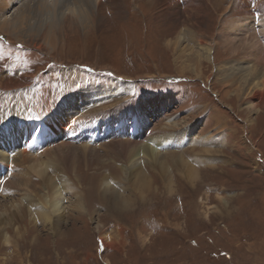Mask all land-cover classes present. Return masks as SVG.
<instances>
[{"label":"rangeland","instance_id":"rangeland-1","mask_svg":"<svg viewBox=\"0 0 264 264\" xmlns=\"http://www.w3.org/2000/svg\"><path fill=\"white\" fill-rule=\"evenodd\" d=\"M121 1L125 15L116 19L108 14L104 25L110 28L97 35H70L72 47H84L80 60L77 53L65 60L63 51L47 52L23 41V33L0 27V137L27 115L38 121L53 116L50 112L80 89L111 79H126L129 85L127 94L94 101L101 115L91 122L95 128L86 141L94 142L109 165L99 164L94 156L76 164L58 160L55 148L70 138L69 123L37 149L51 144L48 157L59 168L54 186L63 196L64 218L53 227L33 220L52 188L26 172L20 160L0 162V204L17 196L36 199L30 214L9 220L11 224L2 220L16 214L8 210L6 215L0 207V237L6 233L10 238L7 245L0 238V264H264V96L240 90L244 42L226 45L219 38L237 20L264 19V0H191L204 6L206 19L197 32L204 31L212 47L211 60L193 65L176 60L175 50L166 45L183 23L162 15L174 0ZM18 3L4 4L1 12L8 17ZM253 26L241 39L257 40L260 47L255 82L264 72V35L257 23ZM192 43L187 41V46ZM191 49L196 51L194 45ZM238 63L240 73L230 69L227 81L217 76L221 65L232 68ZM187 65L185 72L176 71ZM194 66L200 75L192 74ZM91 112L86 109L84 114L90 118ZM124 118L132 131L118 133ZM169 119L177 124L176 132H193L166 150L167 170L143 163L149 186L140 190L115 170L122 155L114 145L144 141ZM42 134L47 136L44 129ZM8 154L15 155L12 150ZM178 155L197 170L194 179L175 165ZM105 175L113 191L101 184Z\"/></svg>","mask_w":264,"mask_h":264},{"label":"bare ground","instance_id":"bare-ground-1","mask_svg":"<svg viewBox=\"0 0 264 264\" xmlns=\"http://www.w3.org/2000/svg\"><path fill=\"white\" fill-rule=\"evenodd\" d=\"M13 1L14 0H0V18L3 17V19H0V27L4 28L7 26L16 34L23 33V41L37 48L46 49L47 52H49L48 50L56 52L63 51L64 55L62 56L65 60L66 57H71V55H75L76 53V59L80 60L79 54L82 53L81 49L84 48L83 46H80L79 49L77 47H72L74 45L69 42L70 35L76 33H80L82 36L86 34L97 35L100 30L110 28L109 24L104 25L105 22H109V18L107 17L108 14L116 17V19L125 15L123 10L125 5H122L123 2L121 0H18V6L13 8L14 11L11 10L12 12L10 15L6 17V15L1 12V9L4 7V4L7 5L8 2L12 3ZM169 5L163 8L162 15L166 19H171L173 21L180 19L183 22L181 29L175 32L173 36H169V38L166 39L167 47L171 48L172 51L175 50L176 55L174 58H176V60L179 58L182 61L181 63L186 62L191 65L198 64L204 59L211 60L212 58L210 55L212 47L210 43L205 41L204 31H201V33L197 32L198 28L205 22L204 18L206 14L202 11L204 6L195 5L191 0H174L172 3L170 2ZM181 6H184V8ZM174 10L178 11L180 15L176 17V12H172ZM263 20V18L259 17L254 18V21L252 19L237 20L233 22L226 31L220 33L219 37L226 45L238 39L243 41L245 53L242 54L244 56L243 61L246 64L242 72L239 63L238 65L235 64L236 66L232 68L231 64H223L217 69V76L227 81L230 69L231 73L234 71L238 73L241 72V74L245 73L243 76H241V74L237 76V81L243 86L240 90L247 88L250 92H255L256 96H264V72H262V74L259 73L258 80L255 82L251 81L254 78L252 74L259 72L257 71L259 67L257 62L261 60V54H259L260 47L257 40L253 41L252 37V41L248 42V40H246L247 38L242 40L241 36L246 34L254 23L255 26L257 23L259 33L264 35V25L258 24ZM187 41L193 42L192 45L196 48L195 52L191 49L192 45L189 44L190 46H187ZM230 49L232 51L235 50L233 46H231ZM186 53L190 54L184 59ZM181 55L182 58H180ZM55 58L56 57H54V59ZM60 59L61 58H59V60ZM250 59H252V64L247 63ZM243 61H240V63H243ZM213 67L216 68L215 65H213ZM178 68H176V71L183 73L188 68V65L178 66ZM191 68L192 74L195 76L200 75L194 73L197 69L195 66ZM128 91L129 85L126 79H121L120 81L111 79L109 82L107 81L101 85L96 84L92 87H85L77 91L74 95L66 97L57 107L55 106V110L50 112L49 115L52 114L53 116H49L45 119H41L43 117L40 116L39 118L41 120L38 121L35 117L27 115L25 118L21 119L20 122H15L14 125L11 124L8 126L7 133L0 137V162L5 164L15 159L20 160L21 165L25 166L26 172L37 176L42 181V185L46 186V188H52V193L47 196V198L44 197V199L40 201V210L37 208V215L33 217V220L40 218L45 225L53 227L54 224L64 218L63 196L59 188L54 186V183L59 177V168L56 164L57 162L54 163L52 159L48 157L51 153V151H49V146L51 147V144L46 146L44 150L37 149L49 140L54 139L53 137L55 134L60 132L69 123L72 133L70 138L59 142L57 148H55V150H58V160L60 162L66 161L67 164H76L78 163V159H84L86 157L89 159L88 156H94L99 164L103 166L109 165L108 162L102 159L97 153L94 142L92 140L86 141L90 137L92 129L94 130L95 128L91 122H93L94 118H99L101 115V112L94 108V101L103 97L127 94ZM81 102L84 106L82 109ZM90 105L92 106L89 107ZM86 109H92L90 114L92 117L87 118L84 114ZM71 115H75L76 118H70L72 117ZM70 121L72 123L75 122L73 123L74 125L70 123ZM118 126L119 127L116 129L118 133L122 132L124 129L125 131H132V128L125 122V118L124 120L122 119ZM175 126H177V124L169 119L166 123L154 129L144 141L131 143L129 140H121L117 142L114 148L122 155V160H120L118 165L119 169L115 170L120 173H125L132 179L134 184L138 185L140 190L146 189L149 186V181L141 169L143 163H147L152 167L156 166L160 170L166 169L167 166H169L165 160L168 155L166 150L171 146L174 147L173 145L176 142L179 143V141H181L182 143V141L193 132L191 129L176 132V129L174 130ZM43 129L47 133L45 137L42 134ZM86 130L87 132L85 133ZM116 135L117 134H115V136ZM11 150L15 155L8 154ZM34 150L37 151L31 152ZM29 151L32 154L29 153ZM174 160L175 165L182 168L183 172L188 177L191 179L196 177L197 170L192 164L188 163V160L185 159L183 155H178ZM101 184H103L104 189L107 191H113L115 189L112 186L110 177L106 175L101 177ZM93 186L95 185L93 184L91 187L93 188ZM167 187L171 190V183ZM35 200L33 196L9 198L6 204H0V207H3L1 212L6 213L8 210H12V214H16L17 216H8L6 213L7 217L2 220L3 222H0L11 224L9 220H13L16 217H18L17 219L19 220L21 216L23 217L25 214H30L36 202ZM0 234H2L1 227ZM0 238H2L3 244H9L10 238L6 233Z\"/></svg>","mask_w":264,"mask_h":264},{"label":"crops","instance_id":"crops-1","mask_svg":"<svg viewBox=\"0 0 264 264\" xmlns=\"http://www.w3.org/2000/svg\"><path fill=\"white\" fill-rule=\"evenodd\" d=\"M261 18V17H260Z\"/></svg>","mask_w":264,"mask_h":264}]
</instances>
